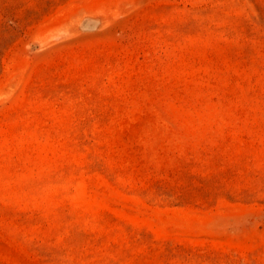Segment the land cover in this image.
I'll list each match as a JSON object with an SVG mask.
<instances>
[{
	"label": "rangeland",
	"instance_id": "374dc122",
	"mask_svg": "<svg viewBox=\"0 0 264 264\" xmlns=\"http://www.w3.org/2000/svg\"><path fill=\"white\" fill-rule=\"evenodd\" d=\"M0 264H264V0H0Z\"/></svg>",
	"mask_w": 264,
	"mask_h": 264
}]
</instances>
